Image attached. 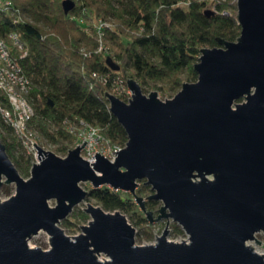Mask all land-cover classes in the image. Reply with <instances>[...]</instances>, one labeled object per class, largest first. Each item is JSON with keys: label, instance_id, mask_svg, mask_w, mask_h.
Wrapping results in <instances>:
<instances>
[{"label": "water", "instance_id": "obj_1", "mask_svg": "<svg viewBox=\"0 0 264 264\" xmlns=\"http://www.w3.org/2000/svg\"><path fill=\"white\" fill-rule=\"evenodd\" d=\"M75 4L65 0L66 12ZM238 7L239 39L203 48L198 80L175 97L146 95L134 78L129 101L108 92L129 136L115 160L100 152L86 159L87 140L67 157L34 142L40 162L26 179L0 135V188L16 184L0 202V264H264L248 244L261 243L256 234L264 232V0H238ZM143 180L154 190L148 199L163 204L157 218L137 193ZM88 181L131 192L151 224L173 218L189 240L168 239L166 228L156 243L137 244L126 214L92 202L89 224L68 235L60 223L88 199L81 185ZM42 230L49 249L28 242Z\"/></svg>", "mask_w": 264, "mask_h": 264}, {"label": "trees", "instance_id": "obj_2", "mask_svg": "<svg viewBox=\"0 0 264 264\" xmlns=\"http://www.w3.org/2000/svg\"><path fill=\"white\" fill-rule=\"evenodd\" d=\"M10 1L14 13H0V34L18 32L28 47L22 63L32 79L30 98L36 110L32 125L64 155L77 140L68 122L85 120L100 127L111 145L127 144L128 133L108 98L115 79L136 78L144 90L174 96L185 82L198 80L196 64L203 48L219 46V38L236 41L242 32L238 0H75L69 12L64 0ZM96 18L113 26L104 28L108 50L102 52L103 28L88 24ZM95 72L109 77L108 83ZM0 101L9 103L5 95ZM0 133L20 172L30 175L33 157L2 118ZM87 189L88 200H96L107 211L143 214L131 192L109 185ZM137 192L149 197L154 190L143 180ZM161 205L155 199L147 201L149 210L159 211ZM79 214L90 218L85 211L72 216ZM71 218L63 221L65 226L77 225ZM142 219L148 221L143 215Z\"/></svg>", "mask_w": 264, "mask_h": 264}, {"label": "built area", "instance_id": "obj_3", "mask_svg": "<svg viewBox=\"0 0 264 264\" xmlns=\"http://www.w3.org/2000/svg\"><path fill=\"white\" fill-rule=\"evenodd\" d=\"M10 0H0V13L6 12L13 15ZM13 11V12H12ZM19 19H16L17 22ZM102 30V27H100ZM101 31V36L103 35ZM25 43L20 40L18 32H11L7 37L0 34V89L7 93L8 106L0 105V112L3 120L12 128L17 140L24 146L29 154L36 148L34 144V131L29 128V121L35 116V110L29 99V91L32 88V79L25 72L23 60L29 55V49ZM103 49V45L100 47ZM103 83H108L109 77L94 73ZM122 80H114L112 90H122L119 83ZM118 96V95H117ZM69 130L78 133L80 138L87 142V151L102 148L113 160L117 157V150L122 149L119 146H112L102 134L100 127L93 125L85 120L78 124L72 122L68 125ZM38 131L36 128H34ZM97 153V152H96ZM95 154L92 159H95ZM38 158V157H37Z\"/></svg>", "mask_w": 264, "mask_h": 264}, {"label": "rangeland", "instance_id": "obj_4", "mask_svg": "<svg viewBox=\"0 0 264 264\" xmlns=\"http://www.w3.org/2000/svg\"><path fill=\"white\" fill-rule=\"evenodd\" d=\"M73 1H75V0H73ZM75 3H76V1H75ZM88 24L95 25V26H100V27L103 28V32L104 33L100 37L99 41H100V44H102V43L104 44V47H103V49H100L99 52L108 50L107 48H105V36L107 34V31H105L104 28H106V30H108L109 28L113 27L111 25L112 23L110 21H105L103 19L96 18V19L90 20L88 22ZM20 40H22V39L20 38ZM205 48H213V47H205ZM118 79L119 80H122V82L119 83V86H120L119 88L122 89V90H117V89L111 90L110 89L111 91H109V93L118 95L119 97H124L125 98L124 100L129 101L130 98H132V96H133V91L131 90V88L128 85V80L127 81H124L120 77ZM134 79H136V78H134ZM142 87H143V85H142ZM182 87L175 93L174 96H166V95L163 94V92L159 91L158 89H148V90H144V88H143V90H144V93L146 95H150V93L152 91H158L159 97L161 99H163V100H167V98L168 99H171V98L175 97L182 90ZM31 90H32V88H31ZM31 90L29 91L28 95H29L30 102L32 103V100L30 98ZM0 95L7 96V93L3 89H0ZM2 104L3 103H1V101H0V105H2ZM3 105L8 106V104H3ZM33 108H34V106H33ZM34 110H35V108H34ZM35 115H36V110H35ZM0 118H2L1 112H0ZM33 118H32V120H33ZM32 120L29 121V125L28 126H29V128L32 131H34V136L32 135V137H34L33 140L38 145H40L43 148H45L46 150H51V151H54V152L57 153L56 146L53 145V144H51L49 141H46V138L44 136H42L41 132L37 129V127H34L32 125ZM68 123H71V122H68ZM34 128H36L38 131H36ZM100 130H101V128H100ZM72 133H74V132H72ZM74 134L77 136V140L75 141L74 146L71 148V150L74 149V148H76L80 144H83L84 143V141L80 138V136L78 135L77 132L74 133ZM0 135H1V133H0ZM108 144L111 145L109 142H108ZM112 146H119V145H112ZM125 146H123V147L119 146V147L124 148ZM69 152H70V150L67 152L66 155L61 154V153H57V154L59 156H61V157H67L68 154H69ZM96 152H100V153L104 154L105 156H107L108 158H110V159L113 160V158L111 156H109L108 153L104 152L102 150V148H97V149H93V150H90V151L82 152V156H84L86 159H92V155L95 154ZM31 156L33 157V161H32V167L30 169V175L26 176V175H23L21 173L22 176H24L26 179H28V178L31 177L32 170H33V167H34L35 163L40 162V160L37 158V157H39L38 156L37 146H36V148H34V150H32ZM81 185H82L83 188L87 189L88 186H92V183L89 182V181L88 182H82ZM15 193H16V184H14V183H10V184L5 183L0 188V202L1 201H5L6 199L10 198ZM139 196H141V195H139ZM142 197H145L147 199L149 198V197H146V196H142ZM135 201L137 202L136 197H135ZM88 202H92V203H94L96 205H99L96 200H93V199L92 200H88L87 199L84 202H82L81 204L77 205L75 207V209L73 210V212L69 215V218L72 217L71 219L73 221H76L77 225H71V226L68 227V226H65L64 225V223H63L64 220L61 221L60 225L65 229V231H66V233L68 235L74 236V235L81 234L83 232V229H82V226L81 225L89 224V222L91 221L92 217L90 216V214H89L90 218H88V219H84V218L80 217V214H79V217L72 216V214L74 212H77V213H80L82 211H85L86 212V209L85 208H88V204H89ZM50 204L53 205V206H55L57 204V199H51L50 200ZM137 204H138V202H137ZM161 206H160V208H161ZM160 208H159V211L153 210L155 212V218H157L159 216V214H160ZM140 210L142 211L141 213H143V214H135L134 217H132L131 215H128V214L124 213V214L127 215V218L129 220V222L137 229V238H136L137 244H151V243H156L158 241V236L163 235V233L166 230V228L168 230L170 229L169 230V234H168V239L173 240V241H177V242H181V241H184V240L185 241H188L189 240V235L185 232V230L182 228V226L180 224H178V222H176L173 218H164L162 220L155 221V222H153L151 224V221L149 219H148V221H145V220L142 219V215L143 216H146V213L141 209V206H140ZM167 224H168V226H167ZM178 226H180L183 229L184 232H181L179 230ZM256 238L258 240L262 241V242L261 243H258L256 241V239H255V240H250L248 242V244H250L251 246H254V249L256 251L264 254V232L262 231V232L257 233L256 234ZM28 242H29L30 246H32V247H42L43 249H49L51 247V237L44 230H42L41 232H39L36 235H33L29 239ZM99 258L102 259V260H105V259H107L109 257L106 254H101V255H99Z\"/></svg>", "mask_w": 264, "mask_h": 264}, {"label": "bare ground", "instance_id": "obj_5", "mask_svg": "<svg viewBox=\"0 0 264 264\" xmlns=\"http://www.w3.org/2000/svg\"><path fill=\"white\" fill-rule=\"evenodd\" d=\"M87 151V144H86V146L82 149V152H86ZM38 159H39V157H38ZM40 160V159H39ZM90 160V159H89ZM95 160V159H94ZM94 160H91V161H94Z\"/></svg>", "mask_w": 264, "mask_h": 264}]
</instances>
